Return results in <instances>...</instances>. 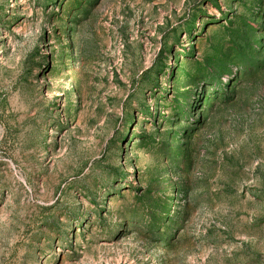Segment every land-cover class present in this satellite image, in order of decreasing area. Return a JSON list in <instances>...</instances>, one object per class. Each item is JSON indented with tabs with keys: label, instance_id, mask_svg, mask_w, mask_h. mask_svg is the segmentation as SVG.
<instances>
[{
	"label": "rangeland",
	"instance_id": "1",
	"mask_svg": "<svg viewBox=\"0 0 264 264\" xmlns=\"http://www.w3.org/2000/svg\"><path fill=\"white\" fill-rule=\"evenodd\" d=\"M0 264H264V0H0Z\"/></svg>",
	"mask_w": 264,
	"mask_h": 264
}]
</instances>
